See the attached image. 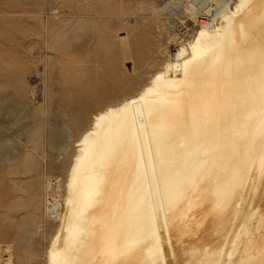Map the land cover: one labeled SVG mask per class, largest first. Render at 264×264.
I'll return each mask as SVG.
<instances>
[{
    "label": "bare ground",
    "instance_id": "6f19581e",
    "mask_svg": "<svg viewBox=\"0 0 264 264\" xmlns=\"http://www.w3.org/2000/svg\"><path fill=\"white\" fill-rule=\"evenodd\" d=\"M203 4L144 85L91 114L44 264H264V0L213 28L193 26ZM100 76L79 99H107Z\"/></svg>",
    "mask_w": 264,
    "mask_h": 264
},
{
    "label": "rangeland",
    "instance_id": "374dc122",
    "mask_svg": "<svg viewBox=\"0 0 264 264\" xmlns=\"http://www.w3.org/2000/svg\"><path fill=\"white\" fill-rule=\"evenodd\" d=\"M190 3L0 0V264H44L57 223L49 181L65 179L91 114L136 92L188 39ZM86 75H101L107 99H79Z\"/></svg>",
    "mask_w": 264,
    "mask_h": 264
},
{
    "label": "built area",
    "instance_id": "2783aa9c",
    "mask_svg": "<svg viewBox=\"0 0 264 264\" xmlns=\"http://www.w3.org/2000/svg\"><path fill=\"white\" fill-rule=\"evenodd\" d=\"M191 2V0H190ZM235 0H204V4L197 8L195 13V18L193 19V26L199 27L202 25L213 28L215 23L219 21L221 14L233 7ZM179 32L181 35L185 36L188 34L189 29L185 26L184 23H181L179 26ZM60 183L59 177H54L49 181V189H54L57 184ZM58 196L53 194L51 191L48 192L46 196L45 206H47V217L49 219H56L57 212L60 211V201L58 200ZM55 205V208L51 209V207Z\"/></svg>",
    "mask_w": 264,
    "mask_h": 264
}]
</instances>
